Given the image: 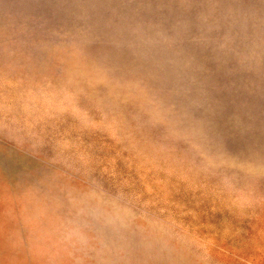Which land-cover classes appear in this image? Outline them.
Wrapping results in <instances>:
<instances>
[{
  "label": "rangeland",
  "instance_id": "1",
  "mask_svg": "<svg viewBox=\"0 0 264 264\" xmlns=\"http://www.w3.org/2000/svg\"><path fill=\"white\" fill-rule=\"evenodd\" d=\"M0 264H264V0H0Z\"/></svg>",
  "mask_w": 264,
  "mask_h": 264
}]
</instances>
